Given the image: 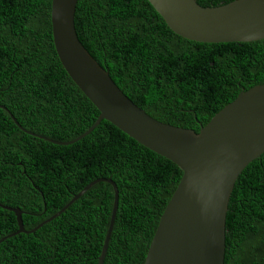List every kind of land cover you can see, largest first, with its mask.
Listing matches in <instances>:
<instances>
[{"label": "trees", "instance_id": "obj_1", "mask_svg": "<svg viewBox=\"0 0 264 264\" xmlns=\"http://www.w3.org/2000/svg\"><path fill=\"white\" fill-rule=\"evenodd\" d=\"M232 0H196L204 7ZM51 0H0V104L26 130L57 142L84 133L99 111L55 52ZM78 39L120 90L154 119L198 132L237 95L264 84V38L204 43L175 34L147 0H78ZM182 176L170 160L107 120L56 144L20 130L0 108V203L26 230L86 184L110 177L118 208L103 264H143ZM113 188L97 182L57 217L0 242V264H97ZM224 264H264V152L237 177L226 214ZM17 230L0 207V239Z\"/></svg>", "mask_w": 264, "mask_h": 264}, {"label": "water", "instance_id": "obj_2", "mask_svg": "<svg viewBox=\"0 0 264 264\" xmlns=\"http://www.w3.org/2000/svg\"><path fill=\"white\" fill-rule=\"evenodd\" d=\"M78 0H51L53 45L61 65L99 111L94 123L68 142H57L24 129L0 104L15 125L31 136L70 144L89 134L101 120L175 163L182 176L160 215L143 264H224L226 214L235 181L264 152V84L240 92L198 132L158 121L134 104L78 39L74 17ZM177 35L196 42H248L264 38V0H232L201 6L196 0H147ZM114 192L107 231L97 264H103L118 208V189L110 177L86 184L56 213L26 230L23 211H12L19 233H31L51 221L97 182Z\"/></svg>", "mask_w": 264, "mask_h": 264}]
</instances>
